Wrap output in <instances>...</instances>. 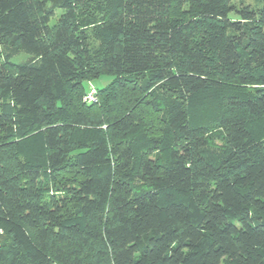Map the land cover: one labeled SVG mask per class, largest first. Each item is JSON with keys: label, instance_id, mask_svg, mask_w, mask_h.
<instances>
[{"label": "trees", "instance_id": "1", "mask_svg": "<svg viewBox=\"0 0 264 264\" xmlns=\"http://www.w3.org/2000/svg\"><path fill=\"white\" fill-rule=\"evenodd\" d=\"M0 264H264V0H0Z\"/></svg>", "mask_w": 264, "mask_h": 264}, {"label": "rangeland", "instance_id": "2", "mask_svg": "<svg viewBox=\"0 0 264 264\" xmlns=\"http://www.w3.org/2000/svg\"><path fill=\"white\" fill-rule=\"evenodd\" d=\"M230 4L237 8H252L257 9L260 8L263 4V0H230ZM92 46L95 48L97 46L96 43H92ZM29 55L25 53H20L12 59L14 63H21L28 59ZM113 81L112 76H102L99 79L93 80L90 83H86L87 92L89 90V86L93 87L96 90H101L106 88ZM97 93V92H96ZM97 95V94H96ZM219 113L218 106L215 105L213 100L206 98L205 96H197L190 102V115L195 119V124H201L209 127V129L214 128V121L217 118ZM254 124V123H253ZM254 129H252L256 133V122L253 125ZM34 146H37L33 143Z\"/></svg>", "mask_w": 264, "mask_h": 264}, {"label": "built area", "instance_id": "3", "mask_svg": "<svg viewBox=\"0 0 264 264\" xmlns=\"http://www.w3.org/2000/svg\"><path fill=\"white\" fill-rule=\"evenodd\" d=\"M83 101L87 104L94 103L97 101V96L95 89L89 86L88 92H86L85 96L83 97Z\"/></svg>", "mask_w": 264, "mask_h": 264}]
</instances>
